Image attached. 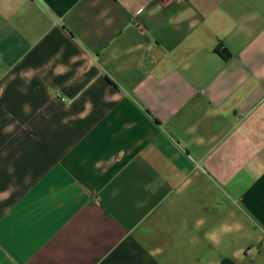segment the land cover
<instances>
[{
  "label": "crops",
  "instance_id": "1",
  "mask_svg": "<svg viewBox=\"0 0 264 264\" xmlns=\"http://www.w3.org/2000/svg\"><path fill=\"white\" fill-rule=\"evenodd\" d=\"M223 260L264 264V0H0V264Z\"/></svg>",
  "mask_w": 264,
  "mask_h": 264
},
{
  "label": "trees",
  "instance_id": "2",
  "mask_svg": "<svg viewBox=\"0 0 264 264\" xmlns=\"http://www.w3.org/2000/svg\"><path fill=\"white\" fill-rule=\"evenodd\" d=\"M214 51L223 59V60H227L229 57H230V54L229 52L224 48L222 47L220 44H218ZM221 264H232L230 263L229 261L227 260H223L221 262Z\"/></svg>",
  "mask_w": 264,
  "mask_h": 264
}]
</instances>
